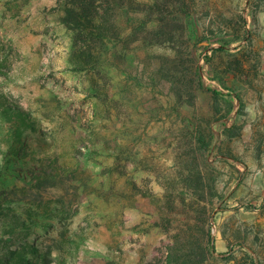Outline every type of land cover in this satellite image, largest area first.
I'll return each mask as SVG.
<instances>
[{
  "label": "rangeland",
  "instance_id": "rangeland-1",
  "mask_svg": "<svg viewBox=\"0 0 264 264\" xmlns=\"http://www.w3.org/2000/svg\"><path fill=\"white\" fill-rule=\"evenodd\" d=\"M65 1L0 0V264H264V0Z\"/></svg>",
  "mask_w": 264,
  "mask_h": 264
},
{
  "label": "trees",
  "instance_id": "trees-1",
  "mask_svg": "<svg viewBox=\"0 0 264 264\" xmlns=\"http://www.w3.org/2000/svg\"><path fill=\"white\" fill-rule=\"evenodd\" d=\"M67 4L70 5L71 1L66 0ZM74 2V3H73ZM72 5L70 6H65L63 7V22L66 25H70L71 21L73 22V28L77 30V32L80 34L82 32H85L89 34L90 38L94 39H102L104 36V32L106 28V21L99 20L98 17H101L98 15V6L96 5V0H73ZM97 16V17H95ZM199 87H203L201 82L198 83ZM207 91H209L212 94V97L214 99H217V97L221 94H223L220 90L217 89H210L206 88ZM227 90H230L227 88ZM227 96L234 98L237 103H238V109H242L243 107V102L240 99L239 96L235 95L232 96L231 93H228ZM229 101V100H228ZM228 103V102H227ZM232 109V106H229L227 109L228 112L229 110ZM227 112V114H228ZM226 115H223L222 117H225ZM225 125V124H223ZM14 251V250H13ZM17 263L16 264H29V262L24 259L23 257L19 256L17 257ZM42 263L43 264H48L46 258H42ZM5 264H10L8 261ZM108 264H111L110 262ZM165 264H173L171 261V256H167Z\"/></svg>",
  "mask_w": 264,
  "mask_h": 264
},
{
  "label": "crops",
  "instance_id": "crops-1",
  "mask_svg": "<svg viewBox=\"0 0 264 264\" xmlns=\"http://www.w3.org/2000/svg\"><path fill=\"white\" fill-rule=\"evenodd\" d=\"M261 71H263L264 72V66H263V68H262V70Z\"/></svg>",
  "mask_w": 264,
  "mask_h": 264
}]
</instances>
